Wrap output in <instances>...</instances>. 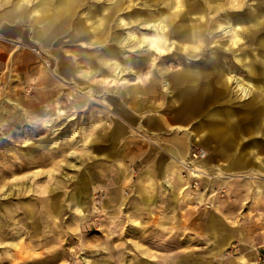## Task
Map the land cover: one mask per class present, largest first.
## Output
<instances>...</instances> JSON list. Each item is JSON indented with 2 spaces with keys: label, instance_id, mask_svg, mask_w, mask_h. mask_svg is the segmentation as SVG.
Listing matches in <instances>:
<instances>
[{
  "label": "rangeland",
  "instance_id": "obj_1",
  "mask_svg": "<svg viewBox=\"0 0 264 264\" xmlns=\"http://www.w3.org/2000/svg\"><path fill=\"white\" fill-rule=\"evenodd\" d=\"M148 17L171 21L164 51L147 48ZM236 24L241 48L226 32ZM255 27L264 32V0H0V264H264V190L248 187L264 183ZM108 56L124 70L108 69ZM187 69L210 75L206 102L185 87ZM114 121L123 140L109 142ZM183 145L184 159L168 160ZM160 156L164 179L188 180L192 201H145L168 193L152 183ZM235 187L250 191L243 206Z\"/></svg>",
  "mask_w": 264,
  "mask_h": 264
},
{
  "label": "bare ground",
  "instance_id": "obj_2",
  "mask_svg": "<svg viewBox=\"0 0 264 264\" xmlns=\"http://www.w3.org/2000/svg\"><path fill=\"white\" fill-rule=\"evenodd\" d=\"M181 1V0H180ZM180 2H178V1H176V3H175V5H174V7L175 8H179L180 7ZM229 11H230V9H229ZM185 13V12H184ZM178 14V13H177ZM223 15V14H222ZM182 16V15H181ZM187 16V15H186ZM204 16V15H203ZM231 16V15H230ZM230 16H228V17H230ZM225 17V16H224ZM232 17V16H231ZM242 17V16H241ZM165 18V17H164ZM163 17H162V19H161V21L160 22H158V19L157 20H153V18L152 17H148V18H146L144 21H145V24H147V25H149L151 22V24H150V27H154V29H153V31H154V37H152V36H145V40H146V42H147V45H148V49L150 50V48H152V49H154V50H157V51H159V52H161V51H164V49H162L160 46H159V44L163 41V40H165L166 38H168L169 39V37H170V34H171V32H170V30H169V24H170V19H168V18H165L164 19ZM236 18V17H235ZM241 19V18H240ZM226 20V19H225ZM163 21V22H162ZM227 21V20H226ZM225 21V22H226ZM129 22V21H128ZM230 22V21H229ZM182 23V22H181ZM180 23V24H181ZM221 24V23H220ZM223 24V23H222ZM176 25V24H175ZM228 25V24H227ZM181 26V25H180ZM227 28V27H226ZM243 28V27H242ZM146 29H148V27H146ZM150 29V28H149ZM209 29V28H208ZM258 29L259 28H257V27H255L254 29H253V31H252V33L249 35V42L250 43H253V41H254V38L257 36L256 34H262V33H264V32H259L258 31ZM158 30L161 32L160 34L158 33ZM208 31V30H207ZM226 32L227 33H229L230 34V36L232 37V40H231V42H230V44H231V47L233 46V45H238L239 46V48H241L240 46H241V41H240V37H239V29H238V26H237V24L236 25H232L231 27H229L228 29H226ZM40 31H38L37 32V34H36V36H40ZM129 33V32H128ZM201 34V33H200ZM135 34H133V33H129L128 34V37L126 38L127 40H129V39H134L135 38ZM250 38H252V39H250ZM184 39V38H183ZM220 39H222V38H220ZM60 40V39H59ZM139 40H140V38H139ZM199 40V39H198ZM226 40V39H225ZM230 40V39H229ZM179 42V41H178ZM178 42L177 41H174V40H172V42H171V46L169 47V48H171L172 46H174V47H178V48H181V49H183L184 48V51H186L187 50V46H182V45H179L178 44ZM182 42V41H181ZM247 42V41H246ZM246 42H245V44H246ZM169 43V42H168ZM195 44V43H194ZM223 44V43H222ZM225 44V43H224ZM221 45V44H220ZM227 45H229V44H227ZM243 46V45H242ZM260 46H261V50L262 51H264V41H261L260 42ZM203 47V46H202ZM215 47V46H214ZM218 47V46H217ZM230 47V48H231ZM233 48H234V46H233ZM254 48V47H253ZM34 50V49H33ZM43 50V49H42ZM223 50V49H222ZM202 51V50H201ZM229 51V50H228ZM151 51H149V53H150ZM189 52V51H188ZM113 53H115V51L113 50L112 52H111V54H109V55H112ZM193 53V52H192ZM180 55H178L177 57H175V56H173L172 54L171 55H168L167 57H164V55L163 56H161L160 55V60H162L163 58L165 59H167V58H170V59H175V58H179L181 55H182V52H180L179 53ZM202 55V54H201ZM185 56V55H184ZM196 57V56H195ZM118 58V57H117ZM157 58V57H156ZM182 59H184V58H182ZM186 59V58H185ZM243 60V59H242ZM105 62H106V65H107V67H108V69H113V70H115V71H117V69H119L118 71H120L121 70V68H122V63H121V61L120 60H118V59H114V58H111V56H108L105 60H104ZM171 61V60H170ZM160 62V61H159ZM240 62V61H239ZM173 63V62H172ZM181 63V62H180ZM150 65V64H149ZM128 66V65H127ZM195 66V65H194ZM196 68V67H195ZM122 70H124V69H122ZM121 70V71H122ZM188 71L185 73L186 74V77L188 78L187 79V82H184V83H186V88L192 93V95H194V96H200V99H197V102H198V104H202V103H204V101L206 102V100H205V98H204V95H205V91L206 90H208V89H210V83L208 84V82H209V74H206V76L204 77H202V75H201V72L202 71H200V70H198V69H187ZM114 71V72H115ZM223 71V70H222ZM243 71V70H242ZM241 71V72H242ZM213 74V73H212ZM239 74V73H238ZM175 76H177V75H175ZM190 77H192L193 78V80L192 81H189L190 79ZM177 78V77H176ZM194 78H196V79H198V78H203L204 80H205V84H204V82L203 83H200L199 81H196V80H194ZM231 78H233V79H235V81L236 82H239V80H240V77L239 76H236L235 75V73L233 74V75H227V79H231ZM217 79V78H216ZM79 82V81H78ZM216 82V81H215ZM250 82V81H249ZM146 83V82H145ZM156 81L153 79L152 81H149L148 83H147V85L148 86H152V87H154V88H156ZM238 85H239V89H241L242 91H244V93H248L249 92V86H246V85H241V83L239 82V83H237ZM250 84L252 85V86H255V87H257L258 89H262V90H264V84H254V83H252V82H250ZM164 85H166V86H170V83L169 82H165V84ZM203 85V86H202ZM224 89V88H223ZM135 91H138V89L136 88V86H134V88L132 89V93H135ZM210 91V90H209ZM124 95V94H123ZM71 98V97H70ZM73 98V97H72ZM254 98V97H253ZM89 100H92V99H89ZM88 100V101H89ZM93 101V100H92ZM69 103V102H68ZM152 103V102H151ZM75 104V103H74ZM98 104V103H97ZM262 104V103H261ZM148 106H150V104H148ZM48 109V108H47ZM63 113H65L62 109H59V111H58V114H59V116H63L62 114ZM207 115V114H206ZM205 117V116H204ZM74 118V116H70L69 118H67L66 120H72ZM148 118H149V120H152L153 118L151 117V116H148ZM156 120V119H155ZM148 121V120H147ZM154 121V120H153ZM130 122V121H129ZM134 122V121H133ZM262 122H264V121H262ZM12 123L13 124H17L18 122H17V120L15 119V120H12ZM64 123V122H63ZM147 123H149V122H147ZM50 125H53V123H49V122H44V124L43 125H41V127L39 128V130L40 129H42L43 130V127H45V126H50ZM113 126V125H112ZM63 127H65L64 125L63 126H61V128H60V126H59V128L58 129H62ZM35 130H37L38 131V127H37V129H35ZM91 130H92V133L93 132H95V131H97V129H96V125L95 124H93L92 125V128H91ZM208 131V130H207ZM119 133V132H118ZM110 136V135H109ZM119 136V135H118ZM193 136V138L195 139V140H197L198 142H202L204 145H206V146H212L211 145V137H209V136H205V134L204 133H201V134H195L194 133V135H192ZM95 136L94 137H92V141H94L95 142ZM41 148V147H40ZM91 148L93 149V150H95L96 149V147L92 144V146H91ZM43 150V149H42ZM172 150H176V151H178V153H176V152H174V154L176 155V157H175V159H176V161H178L179 159H178V157H181L182 159H184V157L181 155V151H182V149H181V147H178V149H172ZM171 150V151H172ZM201 155H202V157L200 158V159H202V158H204L205 157V155H206V150L205 149H202V151H201ZM207 155H209V152L207 153ZM182 159L181 160H179V161H182ZM199 159V160H200ZM205 159V158H204ZM201 163H203V161H200ZM27 163H21V164H19V165H15V167H14V169L15 170H22V169H24V168H26L28 165H26ZM204 167V166H203ZM258 167H260L261 169H264V162H262V163H259V165H258ZM13 170V169H12ZM3 172H8V170L6 169V168H2L1 170H0V175H2V173ZM191 174L192 175H194V176H199L200 175V173L197 171V169H192V171H191ZM78 203L81 205V201H78ZM223 244L224 243H221L220 244V247H223Z\"/></svg>",
  "mask_w": 264,
  "mask_h": 264
},
{
  "label": "crops",
  "instance_id": "obj_3",
  "mask_svg": "<svg viewBox=\"0 0 264 264\" xmlns=\"http://www.w3.org/2000/svg\"><path fill=\"white\" fill-rule=\"evenodd\" d=\"M14 58L15 57H13V58L9 57L8 59L11 61ZM132 94H136V93H132ZM119 126H120V124L118 122H116V121H114L113 124H109L108 126H106L107 127V132L103 136L106 137V139L109 142L110 141L111 142H117V141L123 140L122 137L120 136L122 132L118 131L119 130ZM96 134H97V131L94 132V135H96ZM95 138H97V136H95ZM95 141H96V139H95ZM113 144H115V143H113ZM183 146H184V149L180 153L184 157L185 153H186V151L188 149V146L187 145H183ZM95 147H97V146H95ZM181 149H182V147H181ZM166 153L167 154H165V155L168 156V160L176 157V155L174 154L173 150L171 151V149L167 150ZM162 157L163 156H160L159 167L157 165L156 168H155L154 175H156V177L154 178V181L152 183L156 184L157 188L161 186L164 189H168V193H166V197L163 198V193H159L158 192L157 195L155 197H153V198L152 197L151 198L146 197L145 201H182L184 199L185 200L189 199L191 197V195H190L191 193H189L187 191V188L185 187L187 185L186 183L188 182V180L184 181L182 176L179 175L178 173L175 174V178L173 179L174 182H171V181L167 180L166 178L164 179V176L168 175V173H170L171 171H169L170 170V161H166V159L164 160V158H162ZM173 162L176 163L177 162L176 159ZM156 164H158V162H156ZM173 165H175V164H173ZM173 165H171V167ZM173 168L174 167H172V169ZM159 177H161V178H159ZM159 179H161V180L163 179V180L158 182ZM151 181H152L151 177H147V179L145 178V183L146 182L150 183ZM262 185H264V183H261L258 186L255 185L254 183L250 184L249 186L246 185L245 183L235 184V186H248V187H251V188H256L260 192H261V190H264V186H262ZM184 189H186V190H184ZM243 189H245V188H243V187H235L236 191L239 190V201L242 202V206L244 205V202L245 201H249L248 198H250L249 194H248V192L250 193V191L249 190L244 191ZM246 189H247V187H246ZM158 190H159V188H158ZM253 190L254 189H252L251 191L254 192ZM183 191H184V193H183ZM189 200H191V199H189ZM226 201L227 200L225 199L224 200V202H225L224 209L227 206ZM251 202H252L251 206H256L257 205V207H260L259 201H251ZM261 205H262V207H264V203H262ZM176 209H177V207H175V211H176ZM221 243H224L222 241V239H220V244Z\"/></svg>",
  "mask_w": 264,
  "mask_h": 264
}]
</instances>
